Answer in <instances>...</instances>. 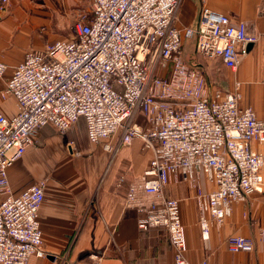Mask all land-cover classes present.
Wrapping results in <instances>:
<instances>
[{
	"label": "built area",
	"instance_id": "2783aa9c",
	"mask_svg": "<svg viewBox=\"0 0 264 264\" xmlns=\"http://www.w3.org/2000/svg\"><path fill=\"white\" fill-rule=\"evenodd\" d=\"M182 1L92 0L72 38L29 51L14 68L0 91L2 101L12 97L17 106L13 117L0 114V264L48 256L39 219L46 182L14 193L9 180V169L47 126L65 134L83 120L92 144L119 133L122 144L139 140L152 152L148 169L130 184L127 205L141 231L167 232L173 264L194 263L179 201L166 195L169 184L187 182L196 191L206 241L212 223L222 226L234 205L264 192V152L254 147L264 145V120L241 104L240 92L210 87L183 55L185 41L195 40L200 57L235 71L259 37L205 6L198 26L181 31L175 23ZM9 2L0 0V11ZM8 70L0 61V81ZM104 148L113 151L110 144ZM201 173L211 185L207 191L198 183ZM227 248L251 253L254 242L232 236Z\"/></svg>",
	"mask_w": 264,
	"mask_h": 264
},
{
	"label": "crops",
	"instance_id": "0c3cea01",
	"mask_svg": "<svg viewBox=\"0 0 264 264\" xmlns=\"http://www.w3.org/2000/svg\"><path fill=\"white\" fill-rule=\"evenodd\" d=\"M88 1L92 5V0H10L0 11V61L9 68L0 91L29 51L67 40L64 35L87 10L83 7ZM204 6L228 16L233 24L244 23L249 34L259 37L237 70L226 68L220 60L209 62V67L221 65L229 71L227 87H213L240 92L241 104L253 107L264 120V0H183L176 27L196 28ZM16 113L14 98L0 99V114L13 117ZM139 121L143 124L142 116ZM104 144L113 151L105 150ZM254 147L264 152V145ZM151 159L152 152L143 150L139 140L124 145L119 133L92 144L83 120L65 134L52 126L41 128L35 145L9 169L14 193L46 182L39 219L48 256L34 257L29 264H173L167 232L141 231L137 212L127 205L130 184L142 177ZM198 183L203 191L211 187L203 173ZM166 195L179 201L192 263L264 264V192L234 205L222 226L212 223L208 241L202 236L196 191L190 184L171 183ZM232 236L252 239L254 250L230 253L227 240Z\"/></svg>",
	"mask_w": 264,
	"mask_h": 264
},
{
	"label": "rangeland",
	"instance_id": "374dc122",
	"mask_svg": "<svg viewBox=\"0 0 264 264\" xmlns=\"http://www.w3.org/2000/svg\"><path fill=\"white\" fill-rule=\"evenodd\" d=\"M85 6L87 10L83 11L82 16H87L91 11V2H85ZM81 16V17H82ZM78 20L73 23V27L68 29L66 34L64 35V39H70L73 36V28L76 25ZM195 40H187L184 43L183 47V55L186 62L190 65L197 66L201 71H203L209 86L213 87L215 85H220L222 87H227L230 77L226 69L222 68L221 65H216L213 68L209 67V62L213 60H206L200 57L195 50ZM9 99V98H8Z\"/></svg>",
	"mask_w": 264,
	"mask_h": 264
},
{
	"label": "water",
	"instance_id": "95a60500",
	"mask_svg": "<svg viewBox=\"0 0 264 264\" xmlns=\"http://www.w3.org/2000/svg\"><path fill=\"white\" fill-rule=\"evenodd\" d=\"M252 45L249 46V49L251 48Z\"/></svg>",
	"mask_w": 264,
	"mask_h": 264
}]
</instances>
